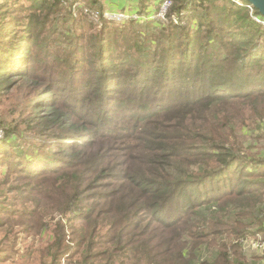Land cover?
<instances>
[{
    "label": "trees",
    "instance_id": "trees-1",
    "mask_svg": "<svg viewBox=\"0 0 264 264\" xmlns=\"http://www.w3.org/2000/svg\"><path fill=\"white\" fill-rule=\"evenodd\" d=\"M211 1L201 0L197 4L202 7L199 12L188 11L192 0H181L173 5L170 14L180 16L187 11L191 17H208L210 12H205L209 6L207 2ZM215 8L229 9L230 13L244 11L240 19H224L229 25L238 23L237 30H242L241 33L229 32V37L234 38L235 53H229V43L217 47L226 50L218 61L226 62L235 55V71L230 74L236 79L232 83L229 76L219 73L221 67L217 66V61L213 75L217 81H209L206 65L211 57L205 55L204 61L201 54L196 59L194 46L199 38L195 40L191 36L186 49L170 56L166 67L157 68L156 61H149L143 66L146 76L138 77L135 82L133 78L127 82L121 69H113V61L108 60L112 57L103 54V59L94 58L91 62L97 63L91 71H97L103 95L101 92L90 99L99 88L91 87L86 81L75 92L66 89L69 96L64 88L60 89L61 98L70 102L66 105L61 104L62 99L54 98L57 94L46 90L42 96L49 94V97H40L35 102L36 109L55 116V123L49 128L60 126L61 130L50 135L49 149L41 153L34 149V155H25L27 173L42 179L38 186L29 189L34 195L32 200L38 202L42 196L46 199L45 205L31 209L30 215L37 214L40 218L42 209L45 210L43 214L66 213L72 205H77L81 208L77 220L82 219L84 224L75 252L63 248L65 226L62 225L61 232L57 233L59 237L51 247L50 264H56L58 260L60 263L61 259L76 253L83 255L82 264H89L90 260H93L91 264H247L244 254L240 253L234 260L237 253H229L221 245L212 257H204L200 252L206 236L218 225L227 226L229 233L239 238L264 231V221L260 218L264 211V170H261L264 159L239 164V160L246 158L236 147L238 141L234 134L238 125L244 126L250 120L245 116L249 102L264 95V86L260 88L264 79V46L255 44L253 36L246 38L251 25H260L246 7L235 4ZM53 9L50 7V13ZM217 9L213 12H222ZM212 19L205 22L211 25ZM30 44L28 39L15 47L9 46V42L0 44V88L12 75L39 74L32 73ZM177 44L173 42L171 48L175 50ZM180 44L182 47L183 43ZM206 47L203 45L202 49ZM20 52L24 54L23 59ZM58 59L52 57L54 66L60 68L63 75L77 77L86 72L83 65L87 62L86 56L83 59L77 56V62L69 63L65 59L60 63ZM252 65L261 68L254 69ZM179 66L184 69L176 74ZM152 70L160 73V81L156 75H150ZM191 70L196 74L190 75ZM254 71L258 72V77H252L250 72ZM166 77H171V83L165 82ZM150 78L152 83L156 81L160 85L157 93L167 96H157L154 89L155 99L152 102L146 100ZM143 82L145 85L139 87ZM178 85L185 89L174 94ZM128 94L138 97L137 101L143 99L144 103L131 105ZM89 102L94 104L90 106ZM235 103L241 106L239 111L225 107ZM61 107L67 111L60 112ZM165 117L172 122H163ZM72 118L79 120L78 127L73 125ZM127 120L130 123H124ZM109 142H117L120 149L128 152L127 156L139 161V165L124 169L120 168L122 165H109L110 152L115 150V146L107 145ZM15 152L19 155L22 151ZM65 153L69 154L67 159ZM242 172L249 175L239 179ZM253 175L259 177L250 179ZM106 176L117 180V185L96 192L94 182ZM234 182H238L235 187ZM54 190L62 195L55 196ZM256 218L261 222L258 226L255 225ZM39 226L38 222L32 221L29 227ZM102 228H106V233L97 241Z\"/></svg>",
    "mask_w": 264,
    "mask_h": 264
},
{
    "label": "rangeland",
    "instance_id": "rangeland-1",
    "mask_svg": "<svg viewBox=\"0 0 264 264\" xmlns=\"http://www.w3.org/2000/svg\"><path fill=\"white\" fill-rule=\"evenodd\" d=\"M180 1L46 0L41 4L42 0H0V44L6 45L9 42V46L15 47L28 39L31 42L28 50L33 55L32 58L30 57L33 60L32 73H39L37 76L28 77L12 75L7 80L8 82L0 88V264H50L51 247L55 245L59 237L57 233L61 232L62 225L65 226L63 248H67L69 252L77 250V242L84 229L83 220H77V213L81 211L77 205H72L66 213L43 214L45 210L42 209L43 213L40 218L37 214L30 215V210L43 207L46 199L42 196L38 202L32 200L34 195L29 193V189L38 186L42 179L39 175L33 176L27 173L25 155L26 153L34 155V149H39L40 153L46 148L49 149L50 135L61 130L60 126L49 128L55 123V116L48 112L44 114L35 108L36 105L34 106L38 98L49 97V94L42 96L45 90L57 94L54 96L55 99H62L60 89L64 88L65 94L69 96L67 90L75 92L82 83L89 81L91 87L96 85L98 87L95 89L99 88L90 97L94 99L101 92V95L104 94L102 85L98 81L100 79L97 71H91L92 66L97 65V63L92 64L94 58L100 61L103 59V54H107L112 57L108 60L113 61L115 66L113 69H121L127 82L130 78H133L135 82L138 77L146 76L147 73L143 71V66L149 61H156L157 68L166 67L165 63L170 56L177 51L180 53L181 49H186L187 41L191 36H194L195 40L199 38L194 46L196 59L201 54L204 56V61L205 55L211 57L206 65L207 72L210 73L209 81H217V78L213 76L216 73L214 62L217 61V66L221 67L219 73L225 77L229 76V82L232 83V80L236 79L235 75L230 74L235 71L233 63L235 55L226 62L218 61L220 56H224L221 53L226 50L217 47L226 42L229 43V53H235V48L232 46L234 38L229 37V32L241 33L242 30H237L238 23L233 22L230 26L224 19H240L244 11L230 13L229 9L219 10L215 6L244 5L242 7H246L249 15L260 25L254 27L251 25L247 30L246 38L253 36L255 44L264 46V16L252 6L248 7L249 3H244L243 0H237L239 2L212 0L207 2L209 6L205 13L210 12L208 17L198 15L191 17L187 11L180 16L170 14L173 5H177ZM200 2L201 0H192L188 11H202V7L197 6ZM50 7L52 9L54 7L51 13ZM215 9L222 12L215 13L213 12ZM210 17L213 18L210 20L211 25L205 22ZM201 23H205L204 26H201ZM208 27L210 28L207 29ZM181 28L185 29L181 30ZM205 28L207 30H204ZM173 42L178 43L175 50L171 48ZM180 43H183L182 47ZM203 45L208 47L202 49ZM19 56L23 59L24 54L20 52ZM77 56L79 59L85 56L87 58V62L83 63L86 72L77 77L63 75L61 69L54 66L52 61V57H58V62L61 63L65 59L69 63V61H75ZM252 68L260 69L261 67L252 65ZM183 69L184 67H177L176 74L181 73ZM156 72L157 70H152L150 75H156L160 81L161 75ZM246 73L247 71L244 74ZM250 73L252 77L256 75L258 77V72ZM189 74L194 75L196 72L191 70ZM151 80L150 78L148 82L150 91L149 93L146 91V100L152 102L156 94L167 96L158 94L157 89H160V85L156 81L152 83ZM165 82L171 83V77H166ZM143 85L145 82L138 86ZM263 86L264 79L260 88ZM180 88L178 85L174 89V94L185 89ZM154 89H156V94H154ZM128 96L132 99L131 105L133 106L144 103L143 99L137 101L138 97L131 94ZM150 96L153 97L152 100ZM62 101V105L70 103L67 100L62 99ZM88 104L92 106L94 102ZM73 106L75 107L76 104ZM225 107L238 111L241 108L238 103L225 105ZM61 109L60 112L67 111L64 107ZM89 115H92V111H89ZM245 116H248L250 120L244 126L238 125L234 131L238 141L236 147L246 158V160H239V164L264 159V95L258 100L249 102ZM128 122L129 120L124 123ZM163 122L171 123L172 120L165 117ZM72 123L79 126V120L76 118H72ZM107 145L115 146V150L110 152L112 156L109 165H122L120 167L122 169L139 165V161L133 159V156H127L128 152L120 149L117 142H109ZM54 149L51 151H56ZM15 150L22 152L16 155ZM64 157L67 159L69 154L65 153ZM233 167L234 173L235 166ZM261 170L263 171L264 168ZM247 175L249 173L242 172L239 174V179H244ZM258 177L253 175L249 178L257 179ZM117 183V180L106 176L94 182L95 191L109 190ZM237 185L238 182H234V187ZM227 186H230L229 182ZM54 193L57 197L62 195L57 190H54ZM260 218L264 221V211ZM32 221L38 222L41 226L31 229L29 226ZM255 223L256 226L261 224L257 218ZM105 233L106 228H102L96 240L99 241L101 237L103 239ZM220 245L229 253H237L236 256L234 255V260L238 259L239 254L242 253L246 256L247 264H264V231H257L256 234L248 233L245 237L239 238L231 235L227 226L218 225L215 231L206 236L200 252L204 257H212L219 251ZM234 245L239 247L234 248ZM82 258L81 253H76L72 257L64 258V261L61 259L60 263L58 260L56 264H82ZM88 263H93V260Z\"/></svg>",
    "mask_w": 264,
    "mask_h": 264
},
{
    "label": "water",
    "instance_id": "water-1",
    "mask_svg": "<svg viewBox=\"0 0 264 264\" xmlns=\"http://www.w3.org/2000/svg\"><path fill=\"white\" fill-rule=\"evenodd\" d=\"M250 3L255 9H257L261 15L264 16V0H244Z\"/></svg>",
    "mask_w": 264,
    "mask_h": 264
},
{
    "label": "built area",
    "instance_id": "built-area-1",
    "mask_svg": "<svg viewBox=\"0 0 264 264\" xmlns=\"http://www.w3.org/2000/svg\"><path fill=\"white\" fill-rule=\"evenodd\" d=\"M234 2H235V1H234ZM236 2H239V1L236 0ZM239 4H240V3H239ZM241 4H242V3H241ZM241 4H240V5H241ZM243 4H244V3H243ZM241 6H244V5H241ZM251 6H252L251 4H248V7H251ZM252 7H253V6H252ZM253 8H254V7H253ZM256 19H257V18H256ZM63 261H64V259H63Z\"/></svg>",
    "mask_w": 264,
    "mask_h": 264
}]
</instances>
